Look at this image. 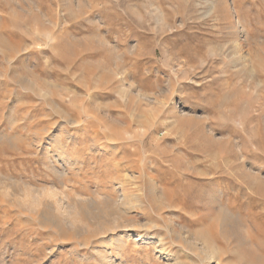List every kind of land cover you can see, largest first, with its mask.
Wrapping results in <instances>:
<instances>
[{"label": "rangeland", "instance_id": "rangeland-1", "mask_svg": "<svg viewBox=\"0 0 264 264\" xmlns=\"http://www.w3.org/2000/svg\"><path fill=\"white\" fill-rule=\"evenodd\" d=\"M202 231L264 264V0H0V264H199Z\"/></svg>", "mask_w": 264, "mask_h": 264}, {"label": "bare ground", "instance_id": "bare-ground-1", "mask_svg": "<svg viewBox=\"0 0 264 264\" xmlns=\"http://www.w3.org/2000/svg\"><path fill=\"white\" fill-rule=\"evenodd\" d=\"M233 34L235 35L236 31H234ZM231 47L240 50L243 47L242 41L235 40ZM154 196H159V190L155 187H154ZM98 204H96V206L93 207V209L91 211V212H93L92 213L93 215L100 216L103 218L107 217V219L110 218L108 220V224H117L119 222L118 219L120 217V213L118 212L119 210H117L118 207H115V206L119 205V204L116 205L117 202H114L113 200H111L110 202L105 203V204H100V205H98ZM120 206H125V204H121ZM88 213H90V212L88 211ZM84 214H85V212H84ZM109 228H111V230H115L114 228H116V227L115 226H109ZM185 240L186 241L188 240L190 243H195V246L196 245L200 246L199 254H198L199 264H211L212 262L214 263V261L219 259V257L217 256V250H216L214 244L211 242L210 237L207 235V232L202 231L198 234H187L185 237ZM120 244L122 245V243L118 242V240L115 238L103 239L101 241V245L99 246V250L96 253L101 264L102 263H105V264L114 263L115 260H113V259H115L116 256L112 251H110L109 247L113 246L114 248H116V246H118Z\"/></svg>", "mask_w": 264, "mask_h": 264}]
</instances>
